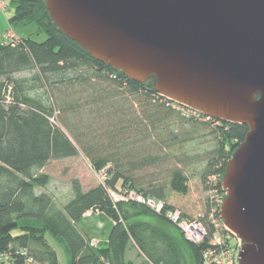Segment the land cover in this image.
I'll return each mask as SVG.
<instances>
[{
  "label": "trees",
  "instance_id": "16d2710c",
  "mask_svg": "<svg viewBox=\"0 0 264 264\" xmlns=\"http://www.w3.org/2000/svg\"><path fill=\"white\" fill-rule=\"evenodd\" d=\"M8 3L13 10L6 18L9 27L35 24L46 37L42 42L0 41V253L11 246L42 263L58 264L45 237L49 235L64 243L71 264L109 263L113 248L124 258L131 244L151 264H184L177 236L141 216L148 213L171 224L134 202L113 201L109 192H116L120 182L123 192L167 204L171 193L185 195L188 179L181 169L170 170L167 180L154 179L148 171L165 165L168 158L182 164L189 156L175 153L173 147L210 131L216 147L207 154L200 177L206 187L223 193L226 163L248 127L189 112L160 96L151 81L130 80L93 59L53 25L44 0ZM170 118L174 123H167ZM80 153L95 172H103L104 182L84 191L73 179L72 196L59 208L49 194L37 193L47 182L37 172L50 160ZM88 212L112 221L109 244L93 248L77 229L76 223ZM18 228L20 233L14 235ZM178 235L189 247L190 263L200 264V248Z\"/></svg>",
  "mask_w": 264,
  "mask_h": 264
},
{
  "label": "water",
  "instance_id": "95a60500",
  "mask_svg": "<svg viewBox=\"0 0 264 264\" xmlns=\"http://www.w3.org/2000/svg\"><path fill=\"white\" fill-rule=\"evenodd\" d=\"M93 59L204 117L246 125L221 181L220 217L264 264V0H44Z\"/></svg>",
  "mask_w": 264,
  "mask_h": 264
},
{
  "label": "rangeland",
  "instance_id": "374dc122",
  "mask_svg": "<svg viewBox=\"0 0 264 264\" xmlns=\"http://www.w3.org/2000/svg\"><path fill=\"white\" fill-rule=\"evenodd\" d=\"M8 2L9 0L6 2L5 9L3 11L0 10L3 12L5 19L13 13L12 7ZM5 30L4 34L13 32L16 38H31L37 42L44 41L46 37L42 31L38 30L35 24L22 25L15 23L9 27L7 21L5 20ZM4 34L0 36V41L2 40ZM148 81H151L152 84V80ZM167 121L168 124L174 123L172 118ZM206 122L211 121L206 120ZM55 124L60 127L62 131H64L73 143H75L70 132L65 129L60 122L55 121ZM210 124L212 125V123ZM210 124L209 128L211 126ZM215 147L216 142L213 135L210 134V131H206L202 134L197 133L194 140L183 143L181 146L178 144L173 147L175 153L179 152L181 155L184 152L189 156L182 164L176 165L174 159L168 158L165 165L158 166L148 171L149 175H151L154 179L159 180H167L169 171L173 168H179L184 172L188 179L186 183L187 193L185 195L171 193L168 198V204L172 206L173 209L180 211L185 218L194 219L199 215L206 214L208 208L211 205L213 206L216 196L219 198L222 196L223 199L225 197L224 193L219 195V193L214 189L206 187L200 177L206 164V156L209 152L214 150ZM144 173L145 172H142L141 175H146ZM37 175H43L47 180L43 188L36 189L37 193L49 194L55 205L59 208H62L72 196L71 181L73 179H77L80 182L84 191L104 182L103 173L95 172L91 167L89 160L81 153L73 158L50 160L37 172ZM213 180V178L210 179L211 182ZM116 189V192H111L110 194L112 200L115 202L120 201V196L124 193L120 182L117 183ZM141 218L150 221L155 226L167 228L172 237L176 238L177 236V242L183 253L182 260L184 264L186 262L187 264H191L190 260H192V258L189 255V247L180 242L178 231L174 227L166 225V223L164 224L160 219L154 218L148 213H144ZM76 227L95 244L93 248H96L99 244L102 245L101 242L103 241L107 242H105V244H109V234L114 226L112 221L107 216L88 212L81 221L76 223ZM20 231L21 229L18 228L13 232V234L17 235ZM45 237L47 238L49 245L57 254L58 264H71L70 255L64 248V243L54 240L55 238L52 236L51 237L53 239L50 238L49 235H46ZM111 251L112 260L105 264H151L143 256V254L139 252L138 248L134 244L129 246L124 258H120L114 248Z\"/></svg>",
  "mask_w": 264,
  "mask_h": 264
},
{
  "label": "built area",
  "instance_id": "2783aa9c",
  "mask_svg": "<svg viewBox=\"0 0 264 264\" xmlns=\"http://www.w3.org/2000/svg\"><path fill=\"white\" fill-rule=\"evenodd\" d=\"M7 1L0 0V10L3 11L5 9ZM17 41L18 38L13 32L4 34L1 40L4 44H15ZM189 112L195 113L191 110ZM109 193L111 194V191ZM120 201L134 202L161 216L174 226L186 243L200 248V264H239L238 256L242 249L243 241L223 224L220 217V209L223 202L222 196L220 198L216 196L213 206L209 207L206 214L199 215L194 219L185 218L180 211L171 207L168 208L169 205L163 201L144 197L132 191L121 194ZM90 244L91 246L95 245L92 241ZM0 264L45 263L33 259L24 249L12 250L11 246H9L7 250L0 253Z\"/></svg>",
  "mask_w": 264,
  "mask_h": 264
},
{
  "label": "crops",
  "instance_id": "0c3cea01",
  "mask_svg": "<svg viewBox=\"0 0 264 264\" xmlns=\"http://www.w3.org/2000/svg\"><path fill=\"white\" fill-rule=\"evenodd\" d=\"M5 17L3 16V12L0 11V36L4 34V32L7 30H5ZM5 30V31H4ZM19 38V37H18ZM101 242V241H100ZM106 241L101 242L105 243ZM100 245V244H99Z\"/></svg>",
  "mask_w": 264,
  "mask_h": 264
}]
</instances>
